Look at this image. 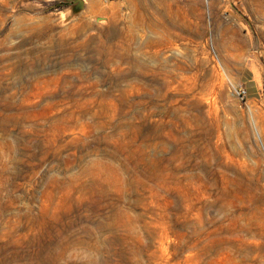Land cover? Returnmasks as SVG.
<instances>
[{"label":"rangeland","instance_id":"rangeland-1","mask_svg":"<svg viewBox=\"0 0 264 264\" xmlns=\"http://www.w3.org/2000/svg\"><path fill=\"white\" fill-rule=\"evenodd\" d=\"M0 264H264V0H0Z\"/></svg>","mask_w":264,"mask_h":264},{"label":"built area","instance_id":"built-area-1","mask_svg":"<svg viewBox=\"0 0 264 264\" xmlns=\"http://www.w3.org/2000/svg\"><path fill=\"white\" fill-rule=\"evenodd\" d=\"M246 94V93H245ZM246 95H244V97H245Z\"/></svg>","mask_w":264,"mask_h":264}]
</instances>
